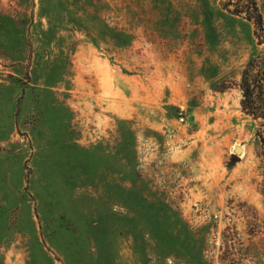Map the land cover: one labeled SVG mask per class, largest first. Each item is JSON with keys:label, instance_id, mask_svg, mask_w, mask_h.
Returning a JSON list of instances; mask_svg holds the SVG:
<instances>
[{"label": "rangeland", "instance_id": "obj_1", "mask_svg": "<svg viewBox=\"0 0 264 264\" xmlns=\"http://www.w3.org/2000/svg\"><path fill=\"white\" fill-rule=\"evenodd\" d=\"M263 51L220 0H0V264H264Z\"/></svg>", "mask_w": 264, "mask_h": 264}, {"label": "trees", "instance_id": "obj_2", "mask_svg": "<svg viewBox=\"0 0 264 264\" xmlns=\"http://www.w3.org/2000/svg\"><path fill=\"white\" fill-rule=\"evenodd\" d=\"M220 0V7L232 16L251 23L254 35L264 43V0ZM239 89L243 113L264 119V51L242 70Z\"/></svg>", "mask_w": 264, "mask_h": 264}, {"label": "water", "instance_id": "obj_3", "mask_svg": "<svg viewBox=\"0 0 264 264\" xmlns=\"http://www.w3.org/2000/svg\"><path fill=\"white\" fill-rule=\"evenodd\" d=\"M235 154H240L241 153V148L237 147L234 149Z\"/></svg>", "mask_w": 264, "mask_h": 264}]
</instances>
